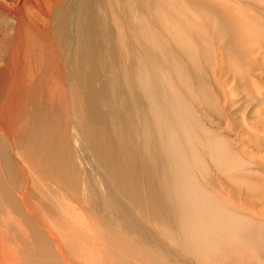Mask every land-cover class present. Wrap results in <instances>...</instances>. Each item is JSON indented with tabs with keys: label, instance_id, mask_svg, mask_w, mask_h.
<instances>
[{
	"label": "rangeland",
	"instance_id": "obj_1",
	"mask_svg": "<svg viewBox=\"0 0 264 264\" xmlns=\"http://www.w3.org/2000/svg\"><path fill=\"white\" fill-rule=\"evenodd\" d=\"M27 1L0 264H264V0Z\"/></svg>",
	"mask_w": 264,
	"mask_h": 264
},
{
	"label": "bare ground",
	"instance_id": "obj_2",
	"mask_svg": "<svg viewBox=\"0 0 264 264\" xmlns=\"http://www.w3.org/2000/svg\"><path fill=\"white\" fill-rule=\"evenodd\" d=\"M28 1L27 0H0V6H3V8H5L9 13L7 15V18L10 20V21H13L12 24L13 26H15L14 30H13V34L14 36L17 34V30H18V27H20L22 25V21L23 20V16L25 15V12H26V7H28ZM31 11V10H30ZM32 16V15H31ZM30 21V20H29ZM46 24V23H45ZM31 31V30H30ZM4 35L7 33V36L10 37L11 36V31L8 29H5L4 31ZM35 38V37H34ZM35 40V39H34ZM31 43V42H30ZM19 47V46H17ZM27 48L28 45H27ZM19 49V48H18ZM32 49V48H31ZM35 50V48L33 49ZM32 51V50H31ZM18 52V51H17ZM34 53V52H33ZM7 66V64H5ZM9 66V65H8ZM7 66V67H8ZM9 69V68H8ZM3 71V70H2ZM3 75V74H2ZM0 77H1V74H0ZM5 77V75H4ZM4 81V80H3ZM3 84V83H2ZM5 84V82H4ZM5 101V100H4ZM4 104V103H3ZM5 109V108H4ZM3 109V110H4ZM16 114V113H15ZM41 116V115H40ZM45 118V117H44ZM14 122V118L10 119L9 115L7 116L6 114H4L3 112H0V129L2 128V130H5L7 125L9 124H12L11 123ZM43 121V120H42ZM3 126H5V129L3 128ZM9 128V127H8ZM12 131V130H10ZM8 132V131H7ZM19 134V133H18ZM6 136V135H5ZM7 137V136H6ZM17 137V136H16ZM8 139V138H7ZM11 141V140H10ZM38 141V140H37ZM16 143V142H15ZM116 146V145H115ZM22 155V154H21ZM23 156V155H22ZM119 157H120V154H119ZM29 158V156H28ZM27 158V159H28ZM115 158L117 159L118 157L115 156ZM22 160L26 161V159L24 157H21ZM118 160V159H117ZM27 162V161H26ZM24 165V164H23ZM132 172H133V169L135 167V163L133 162L132 164ZM129 186L128 187H131L130 185L131 184H128ZM29 187V186H28ZM27 187V188H28Z\"/></svg>",
	"mask_w": 264,
	"mask_h": 264
}]
</instances>
